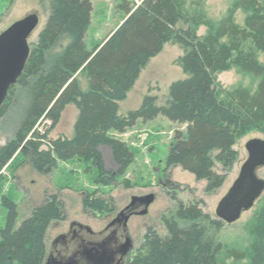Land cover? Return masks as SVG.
<instances>
[{"label": "trees", "instance_id": "1", "mask_svg": "<svg viewBox=\"0 0 264 264\" xmlns=\"http://www.w3.org/2000/svg\"><path fill=\"white\" fill-rule=\"evenodd\" d=\"M95 0H50L49 18L39 35L25 70L0 110V118L15 106L19 94L27 104L14 139L0 149V175L16 151L33 155V166L41 174L51 173L59 162L79 160L97 174L96 183L109 186L126 175L135 163V154L126 143L110 136L125 135L139 121L165 118L186 127L177 131L166 168L181 167L198 181L207 183V192L220 189L226 180L216 172L219 164L229 171L238 158V138L264 126V0H234L218 22L209 18V0H135L120 6L123 23L92 52L85 39L91 25ZM237 12L244 24L235 21ZM206 34L199 36L201 28ZM167 44L181 47L178 63L187 78L172 84L169 97L159 105L148 95L140 109L120 115L124 102L142 71ZM235 69L259 82L257 92L243 86L224 90L216 75ZM89 84L83 92L79 76ZM17 92V93H16ZM74 105L79 112L74 137L51 140L65 109ZM49 122L44 134L37 126ZM47 144V150L42 148ZM102 148L111 151L115 171L106 168ZM7 209L6 227L0 231V264H43L46 236L51 224L62 215L57 197L32 213L16 227L17 205L3 197ZM168 235L150 231L145 246L129 264H226L223 247L210 234L222 222L212 220L196 204H179L175 217L163 219ZM181 222V223H180ZM251 246L226 249L232 264H264V210L253 220ZM259 233V237L253 235ZM263 239V238H262Z\"/></svg>", "mask_w": 264, "mask_h": 264}, {"label": "rangeland", "instance_id": "2", "mask_svg": "<svg viewBox=\"0 0 264 264\" xmlns=\"http://www.w3.org/2000/svg\"><path fill=\"white\" fill-rule=\"evenodd\" d=\"M125 2L132 6L140 4L135 0L93 1L92 21L85 39L88 51L92 52L123 23L126 14L120 6ZM233 2L234 0L207 1L206 10L209 18L216 22L220 21L231 9ZM49 6L50 0H0V35L14 23L31 14H37L40 24L29 40L30 48L33 49L49 18ZM244 19L245 15L242 12L236 13V23L243 25ZM206 31V28H201L199 36L205 35ZM182 56L183 51L180 46L167 44L161 54L145 67L128 98L120 104V115L124 116L140 109L144 98L148 95L158 97L159 105H164L169 97L172 84L187 78L178 63ZM258 60L264 64L263 53L258 54ZM82 77L80 76L81 89L83 92H88V81ZM216 82L224 90L243 86L250 89L252 93L257 92L259 84L257 80L240 75L235 69L217 74ZM26 104V96L20 93L15 106L7 116L0 118V149L14 139ZM78 115L75 107H67L57 127L50 132L49 138L51 140H57L60 137L72 139ZM49 125V122L44 121L37 126V131L44 134L48 131ZM177 131L186 135L185 126L171 123L161 117L153 122L139 121L125 135L111 132L110 136L127 144L134 152L136 160L124 177L117 179L109 186L97 184L95 171L91 170L88 163L79 160L59 162L57 169L48 174H41L33 166L32 153H25L23 151L25 143L22 144L0 175V231L6 227L8 214L2 204L3 197L9 198L17 205V228L31 217L35 209L42 207L51 196L64 200L67 209L73 215L82 209L80 201L84 196L113 197L119 205H123L131 196L154 195L155 201L150 206L149 215L142 221L159 237L168 235L163 219L175 217L179 204L187 206L196 204L204 214L218 221L217 207L238 179L243 165L248 160L246 144L254 139L264 141V126L237 139L234 149L238 153V158L229 171H224L219 164L216 165V172L224 174L226 180L220 189L210 193L206 191L205 181H198L193 174L184 171L181 167L166 168L167 157ZM47 148L45 144L42 150H47ZM101 152L107 170L115 171L116 165L110 149L102 148ZM258 176L264 180V168L258 171ZM263 210L264 194L254 208L244 213L237 223L228 225L221 221L220 229L211 228L210 234L223 247V254L220 257L221 260H225L226 264L233 263V260L226 259V249L242 250L251 246L253 239L250 226ZM146 232L147 230L141 233V244ZM253 235L260 236L259 233L256 235L255 231ZM260 240L264 241V237Z\"/></svg>", "mask_w": 264, "mask_h": 264}, {"label": "flooded vegetation", "instance_id": "3", "mask_svg": "<svg viewBox=\"0 0 264 264\" xmlns=\"http://www.w3.org/2000/svg\"><path fill=\"white\" fill-rule=\"evenodd\" d=\"M139 198L144 197L131 196L119 205L113 197L84 196L82 209L71 215L65 201L57 197L63 211L47 232L43 264L131 263L152 230L142 221L150 206ZM146 230L141 244V233Z\"/></svg>", "mask_w": 264, "mask_h": 264}, {"label": "water", "instance_id": "4", "mask_svg": "<svg viewBox=\"0 0 264 264\" xmlns=\"http://www.w3.org/2000/svg\"><path fill=\"white\" fill-rule=\"evenodd\" d=\"M39 24V16L31 14L0 35V110L25 70L31 54L29 40ZM246 150L248 160L216 210L217 218L228 225L237 223L244 213L254 208L264 194V180L258 176V171L264 168V141L251 140L246 144ZM139 199H143L149 207L154 203L155 196Z\"/></svg>", "mask_w": 264, "mask_h": 264}, {"label": "crops", "instance_id": "5", "mask_svg": "<svg viewBox=\"0 0 264 264\" xmlns=\"http://www.w3.org/2000/svg\"><path fill=\"white\" fill-rule=\"evenodd\" d=\"M80 76H83V77H85L86 78V76L84 75V74H82V75H80ZM80 76H79V79H80ZM82 77V78H83ZM80 82H81V79H80ZM129 95V94H128ZM128 98V97H127ZM122 103V102H121ZM120 103V104H121ZM120 104H119V107H120ZM70 106H73V107H75L74 105H70ZM70 106H68V107H70ZM76 108V107H75ZM77 110V109H76ZM78 111V110H77ZM78 114H79V112H78ZM79 116V115H78ZM75 126V125H74Z\"/></svg>", "mask_w": 264, "mask_h": 264}]
</instances>
